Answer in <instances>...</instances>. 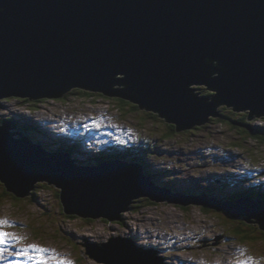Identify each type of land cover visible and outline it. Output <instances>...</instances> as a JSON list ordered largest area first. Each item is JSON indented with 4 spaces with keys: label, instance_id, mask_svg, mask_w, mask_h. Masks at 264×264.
<instances>
[{
    "label": "water",
    "instance_id": "water-1",
    "mask_svg": "<svg viewBox=\"0 0 264 264\" xmlns=\"http://www.w3.org/2000/svg\"><path fill=\"white\" fill-rule=\"evenodd\" d=\"M195 83L216 97H198L189 88ZM73 88L126 98L179 130L218 116L222 103L264 115V0H0V98L60 96ZM15 127L11 120L0 125V181L18 197L47 180L62 188L69 214L119 220L133 199L148 195L246 214L264 229V200L172 194L137 163L79 166L8 131ZM111 250L109 258L101 247L89 253L107 264H128L136 255L137 264H165L153 247L118 243Z\"/></svg>",
    "mask_w": 264,
    "mask_h": 264
},
{
    "label": "rangeland",
    "instance_id": "rangeland-1",
    "mask_svg": "<svg viewBox=\"0 0 264 264\" xmlns=\"http://www.w3.org/2000/svg\"><path fill=\"white\" fill-rule=\"evenodd\" d=\"M189 88L206 101L218 93L203 83ZM88 91L93 94L73 88L64 98L2 97L0 125L13 121L16 127L9 132H22L46 152H64L79 166L106 160L137 163L155 186L172 194L231 200L244 198L238 194L249 187L264 196V115L222 103L216 107L218 116L208 115L206 124L172 130L174 123L155 111L133 101L124 104L118 95ZM136 152L139 159L131 160ZM34 185L16 199L13 192L4 195L0 181V219L7 221L0 229L10 234L0 244V264H107L91 256L89 248L101 247L113 256V245L129 247L123 237L158 249L165 264H264V229L244 220L246 214L234 217L204 203L156 201L146 195L120 211L119 220L68 216L61 187L47 180ZM151 231L165 235L170 244L165 239L154 244ZM137 257L129 263L137 264Z\"/></svg>",
    "mask_w": 264,
    "mask_h": 264
},
{
    "label": "trees",
    "instance_id": "trees-1",
    "mask_svg": "<svg viewBox=\"0 0 264 264\" xmlns=\"http://www.w3.org/2000/svg\"><path fill=\"white\" fill-rule=\"evenodd\" d=\"M76 90H79V91H82L83 92V94H86V95H89V94H93L91 91H88V90H86V89H82V88H76ZM214 93V92H213ZM213 93H211V94H213ZM66 94V93H65ZM63 98L66 96V95H61ZM60 96V97H61ZM61 97V98H62ZM119 98V100L122 102V103H124V104H128V103H130V100H128V99H126V98H120V97H118ZM28 100H29V98H27ZM34 101H36V102H40L41 100L40 99H36V100H34ZM22 126H24L23 124H22ZM26 126H31V125H26ZM173 126V129L172 130H174V129H177L176 128V126H175V124L174 125H172ZM27 131L29 130L28 128L26 129ZM36 131V130H35ZM28 132H31L30 130L28 131ZM142 152V151H141ZM138 154H139V152H136V154L135 155H132V157L133 158H131V160H136V159H139L138 158ZM123 158H125V157H123ZM100 161H102V160H100ZM148 173H150L151 171H147ZM248 190H250V191H248V194H250V195H252V196H254V197H258V193H256V192H254V191H251V189H248ZM3 192H4V195L6 194V195H9L10 194V192L9 191H7V189L5 188L4 190H3ZM245 192L243 191L242 193H240V194H238L239 196H242L243 194H244ZM11 196H17V195H11ZM16 199H20V198H18V196H17V198ZM65 214H67L68 216H73L72 214H69V213H65ZM240 232H241V229H240Z\"/></svg>",
    "mask_w": 264,
    "mask_h": 264
},
{
    "label": "bare ground",
    "instance_id": "bare-ground-1",
    "mask_svg": "<svg viewBox=\"0 0 264 264\" xmlns=\"http://www.w3.org/2000/svg\"><path fill=\"white\" fill-rule=\"evenodd\" d=\"M118 88H121V86H118ZM28 117V116H27ZM242 120V119H241ZM208 121L206 120L205 122H203V123H207ZM200 124V123H199ZM198 124V125H199ZM60 129V128H59ZM50 131V130H49ZM238 132V131H237ZM44 142V141H43ZM110 148V147H109ZM105 149H106V147H105ZM102 150H104V149H102ZM108 151V150H107ZM106 151V152H107ZM110 151V150H109ZM113 151H114V149H113ZM107 153H109V152H107ZM115 153V152H114ZM152 166V165H151ZM229 170V169H228ZM159 174V173H158ZM249 178V177H248ZM231 179V178H230ZM228 190V189H227ZM260 200H264V199H260ZM178 220V219H177ZM131 226H132V224H131ZM136 226V228H141V227H139L138 225H135ZM147 230H149V229H147ZM136 230L134 229L133 230V232L135 233V234H138L137 232H135ZM152 232V234H153V242H154V244H157V245H159L160 246V242L159 241H161V240H159V239H162V240H166L167 241V243H169L170 244V241L167 239V238H165V235H163L162 233H160V232H157V233H155V232H153V231H151ZM113 238V237H112ZM124 238V237H123ZM17 239V238H16ZM15 239V240H16ZM114 240V239H113ZM171 240V239H170ZM156 241H158V242H156ZM100 244H105V243H100ZM126 245H131V244H134L133 243V241L131 242V240H127L126 241V243H125ZM151 244V243H150ZM164 244V243H163ZM138 246V245H137ZM139 248V247H138ZM163 248H164V246H163ZM165 249V248H164ZM139 250H140V253H142L141 252V249L139 248ZM166 250H167V248H166ZM118 253H121L120 252V249L118 248L117 250H116V253L115 254H118ZM10 257V256H9ZM6 258H8V257H6ZM10 258H13L12 257V255H11V257ZM19 259V258H18ZM33 259V258H32ZM32 259L30 260V261H32ZM26 260V259H25ZM29 260H27V261H29ZM1 261V260H0Z\"/></svg>",
    "mask_w": 264,
    "mask_h": 264
},
{
    "label": "snow or ice",
    "instance_id": "snow-or-ice-1",
    "mask_svg": "<svg viewBox=\"0 0 264 264\" xmlns=\"http://www.w3.org/2000/svg\"><path fill=\"white\" fill-rule=\"evenodd\" d=\"M4 224H7V221L6 220H3V219H0V225H4ZM9 233L3 231L2 229H0V244H6L7 241H8V237H9ZM35 247V246H33ZM38 252H43L45 250L43 249H36ZM0 252H3V249H0ZM26 254V253H24ZM38 260H40L41 262H43L44 260V257L43 256H40V257H37ZM240 264H243V262H240Z\"/></svg>",
    "mask_w": 264,
    "mask_h": 264
},
{
    "label": "clouds",
    "instance_id": "clouds-1",
    "mask_svg": "<svg viewBox=\"0 0 264 264\" xmlns=\"http://www.w3.org/2000/svg\"><path fill=\"white\" fill-rule=\"evenodd\" d=\"M244 192H245V189H244ZM246 194V197H254V196H252V195H250V194H248V193H244V195ZM260 196V195H259ZM245 198V197H244ZM263 199H264V197H263Z\"/></svg>",
    "mask_w": 264,
    "mask_h": 264
}]
</instances>
